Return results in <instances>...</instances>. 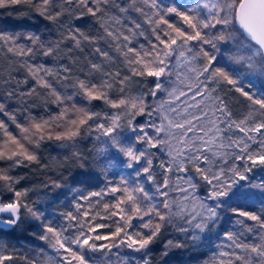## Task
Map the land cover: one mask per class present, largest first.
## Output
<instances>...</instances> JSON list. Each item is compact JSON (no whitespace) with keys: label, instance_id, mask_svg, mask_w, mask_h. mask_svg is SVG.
I'll use <instances>...</instances> for the list:
<instances>
[{"label":"snow or ice","instance_id":"6c2138e0","mask_svg":"<svg viewBox=\"0 0 264 264\" xmlns=\"http://www.w3.org/2000/svg\"><path fill=\"white\" fill-rule=\"evenodd\" d=\"M16 5L28 10L21 15L34 10L54 25L57 38L0 30V52L10 54L6 75H0V114L21 133L14 134L0 119V214H6L0 216V229L23 232L36 222L35 227L41 229L37 238L63 253L61 264H98L89 253L101 254L99 264H117L112 258L120 254L112 248L121 247L141 253L136 264H151V246L170 230L174 235L164 240L161 258L172 249L196 251L212 244L223 213L231 212L237 217V229L224 232L230 243L217 245L230 250L214 252L211 264H264V217L230 204L240 181L248 180L254 169L264 170V90H245L255 85L251 80L245 84L244 75L229 68V64H242L264 76V0H197L184 10L159 0H0V8ZM133 12L142 22L132 17ZM171 16L186 27L177 26ZM122 17L127 21L123 25ZM137 37H144L147 46L137 47ZM221 46L229 52L226 60ZM40 58L66 63L48 66L37 62ZM55 84L74 91H61ZM134 91L138 94L132 95ZM233 92L249 102L248 114L239 119L231 107ZM158 93H167L168 99L149 103L147 98L156 99ZM76 96L89 104L100 101L115 112L69 105ZM181 97L185 108L178 111L176 101ZM38 99L45 109L54 104L61 111L37 119L30 108ZM189 99L193 103L188 104ZM13 102L27 113L26 123L17 119L19 109L11 107ZM189 108L195 111L188 112ZM70 110L77 118L65 120ZM138 116L147 119L135 122ZM125 129L134 138L122 137ZM93 135L104 145L97 152L116 149L126 158L125 167L133 170L128 176L135 179L130 182L121 176L118 183L109 180L104 188L81 193L74 198L75 211L61 213L66 223L53 226L36 207L37 201L28 198L30 189L21 186L26 176L13 173L33 165L47 167L37 152L45 141L75 147L80 139ZM136 144L144 145L143 149ZM151 149L166 151L169 157L167 162L160 161L159 177L154 164L157 153ZM90 154L73 151L71 163L83 168ZM175 173L182 174L176 178L180 183H172ZM49 185L62 187L52 178L43 187ZM251 187L264 189V184ZM200 189L205 190L203 198L197 195ZM171 192L182 195L177 199ZM7 193L12 195L4 202ZM105 196L114 202H103L106 215L101 219L119 216V220L114 221L115 231L100 234L99 229L111 225L92 223L99 212L86 219L85 204L90 209L92 198L99 205ZM134 220L140 223L134 225ZM0 264L37 262L14 246L9 249L0 243Z\"/></svg>","mask_w":264,"mask_h":264},{"label":"trees","instance_id":"16d2710c","mask_svg":"<svg viewBox=\"0 0 264 264\" xmlns=\"http://www.w3.org/2000/svg\"><path fill=\"white\" fill-rule=\"evenodd\" d=\"M121 3H126V0H120ZM164 5H176L181 8V10H184L185 7L193 6L192 0H159ZM191 3V4H190ZM190 4V5H189ZM28 11L24 6L16 5V6H7L0 8V30L6 31L9 34L13 32H37L41 34L43 37L48 39L55 40L57 38V32L55 29V26L50 24L48 21L44 20L42 17L39 16L38 13H36L34 10L30 11L28 15H21L22 12ZM133 18H136L138 20H141L139 14L133 12L131 13ZM169 19L176 23L177 26H184L183 22L179 20V18L175 16L169 17ZM89 23H92L91 18H88ZM127 23L126 20L121 18V24ZM144 28L147 30L148 26L144 25ZM149 35L150 39H154L150 36V32L146 33ZM136 46L138 47L139 44L143 43L147 46V40H145L144 37H137L135 38ZM102 47L105 45L102 43ZM207 48L208 46L205 45ZM221 55L225 57V60L227 59V56L229 55V52L224 51V46H221ZM37 62H46L48 66H58L59 64L66 63L65 60H58L57 62H53L51 59L45 61L43 58H40ZM5 59L2 58V55L0 53V69H5L4 72H0V75H6V68H5ZM230 70H235L236 68L233 67L232 64H229ZM22 78V75L21 77ZM83 75H81V79H83ZM55 83V82H54ZM258 87L245 90L258 92V90H264L263 83L258 82ZM55 86L60 89L61 91H66L67 93H72L74 90L71 88L68 89H62L60 88L59 84H55ZM230 87V86H229ZM233 103H232V111L233 115L236 118H242L244 115L248 114L249 110V102L245 100L244 97L240 96L239 93L233 92ZM69 105L72 103H76L77 107H85L90 111L94 112H108L110 114L111 109L103 105L100 101H93L91 104H89L86 100H84L80 96L74 97L73 101L68 102ZM12 108H17L19 111L17 112V119L21 123H26L24 117L27 115V113L23 112L22 106L18 103L13 102L11 104ZM61 111L60 108H58L54 104H49L47 109L43 106L42 100H36V103L34 106L30 108V112L33 116H35L37 119L44 118L48 119L50 116H54L58 114ZM75 119L77 118V114L69 111L68 117L65 118L67 120L68 118ZM0 119L4 120L8 126L9 130L12 131L14 134L20 136L21 133L19 129L15 127L14 124L11 123V121L8 119V117L3 116L0 114ZM135 122L144 123L142 117H137ZM151 132V130H149ZM62 142L57 141H45L41 148L37 150L38 156L40 158V162L42 165H47L45 168H41L39 165H33L31 169H16L13 175H24L26 176V179L21 181V186L29 188L30 186L43 185L48 183V178L52 179H58L59 182L62 183V187L64 188L66 186H77L81 187L85 190L86 194L94 191L98 186L100 187H106L107 181H113L114 183H118L121 176H124L119 170H113V169H106L102 163V160L99 156H97L95 151V145H94V138L89 137L86 139H80L79 142L75 145V147H64L61 146ZM80 150L84 152L85 154L91 153L88 155V162L87 164L81 168L77 164L71 163V153L73 151ZM157 151V149H155ZM161 152V151H158ZM154 158V164L158 167L160 161L158 160L159 156L167 154L166 151H163V153H159ZM169 159H165L164 161H168ZM0 166H3V162H0ZM178 176V175H176ZM126 177V176H125ZM177 177H175L176 179ZM174 180V176L171 175V181ZM131 182V181H130ZM261 185L264 184V177L256 179L254 175L251 173H248V180L246 181H240V184L233 190V194H231L232 198L230 201V204L232 207H239L245 211L254 212L262 217H264V209L260 208V206L251 204L248 202L247 197L251 194H259L264 195V189L260 187H251V185ZM41 187V188H42ZM52 186L49 185L44 190H52ZM59 189V188H57ZM61 190V189H60ZM202 189L198 190L197 195H201ZM60 196H64V194L59 193ZM11 193H7L3 199L4 202L8 201V198L11 196ZM56 196V194H54ZM103 202H114L113 198L111 196L105 197ZM36 207L40 208L36 204ZM41 209V208H40ZM46 217L49 219V217L46 215ZM237 217L233 215L231 212H225L223 213V218L220 222V224L217 226L216 232L213 233V243L208 246H201L198 250L193 251L191 249H172L169 251L168 256L161 258V254L163 252V243L165 239L171 238L172 235H174L171 230L169 231V234L165 236L161 241L157 242L152 247V257H151V264H211V261L213 260V253H219L221 250L229 251L230 249L226 247H217V245H226L230 243L229 241H226L224 239V232L232 230L235 231L237 229V226L235 225V220ZM244 219V218H240ZM119 220V216L113 217L111 219L104 220L103 223L111 225L109 228L101 229L103 234H109L112 231H115V224L114 221ZM247 224L252 225L254 224L253 221L246 220ZM35 223L33 222L32 225L26 226L25 230L21 232L19 229L17 230H8V229H0V241L4 242L9 246V249H11L13 246L23 252L22 249L28 248L26 243H29V247L31 250L33 248V260H35L34 254L40 249L41 247H46V242L39 240L37 237L41 232V229L35 227ZM140 221L134 220L133 224H139ZM29 232L28 230H31ZM144 231L143 229H141ZM36 233V235H33V233ZM216 233H219V236L216 235ZM103 243H108V241H104ZM21 248V249H20ZM141 256V253L133 252L131 249L124 247V250L122 253H120L119 258L117 257L116 261L117 264H136V260L139 259ZM102 257H100L101 261ZM113 259V258H112Z\"/></svg>","mask_w":264,"mask_h":264},{"label":"rangeland","instance_id":"374dc122","mask_svg":"<svg viewBox=\"0 0 264 264\" xmlns=\"http://www.w3.org/2000/svg\"><path fill=\"white\" fill-rule=\"evenodd\" d=\"M192 5L194 6L197 3V0H192ZM191 4V3H190ZM189 4V5H190ZM141 18V17H140ZM2 55V58L5 59V63L7 64V60H6V56L10 55L7 54L6 51L0 52ZM112 54L115 56L116 53L112 52ZM233 67L236 68V71H238L239 73H242L244 75V83L246 84L248 80H251L252 83L255 85V87L257 88L258 85L257 83H263L264 85V76H262L259 71H254L252 69H248L246 65H242V64H232ZM6 66V65H5ZM98 78V77H97ZM151 79V78H149ZM173 81L176 80V77L173 76L171 78ZM151 85L149 84V87ZM167 87H169V90H171V86L167 85ZM186 90V89H185ZM138 92L134 91L132 92V95H137ZM191 95V94H189ZM148 102L155 105L157 103H159V101L161 99H168L167 93H158L157 98L153 99L152 97H148ZM197 99L199 100L200 97H197ZM185 98L181 97L180 101H176V104L179 106L178 107V111H181L185 108ZM188 104L193 103L190 99L187 100ZM206 104H208V101H205ZM188 112H193L195 111V109H191L189 108L187 110ZM115 112L114 109H111L110 114ZM185 115L187 113H184ZM172 115H175L174 113ZM143 118V122L147 119V117H142ZM158 122V121H157ZM127 136V137H133L134 138V134L131 133L130 131H128L127 129H125V131L122 133V137ZM94 138V145H95V151L97 156H99L102 160V163L104 165V167L108 170L113 169V170H119L124 176L128 177V179L131 181L133 179H135L134 176L129 177L128 174L131 173L133 170L132 169H128L125 167L124 165V161H125V157L119 153L116 149L114 148H109L106 152H97V149L103 148L104 145L101 144L98 141H95V135H93ZM102 139H106V138H102ZM134 142V139L131 141H125V143H132ZM136 147L138 149H143L144 145L142 144H136ZM151 151L153 152H158L155 151V149H151ZM163 153V151H161ZM161 152H158L161 153ZM167 154V152H165ZM159 161L160 160H165V159H169L168 156H165L162 154V156L158 157ZM162 170L157 168V176L159 177L160 172ZM252 175L255 176L256 179L264 177V170H260V169H254L251 172ZM176 175H182L180 173H175L172 174V176H174V180L172 181L173 184H177L180 183L177 181V179H175V177H177ZM42 185H38L35 186L33 188V186H30L28 189H30V191L28 192V198L31 201H37V205L40 206L41 210L45 212V215H47L49 217L50 220H52L53 222V226H59L61 224H65L66 222L63 220V217L61 216V213H66L68 211H75L74 209V198L78 197L81 193L86 194L85 190L81 187H77V186H66L64 188H52V190H44L46 189L45 187H42ZM101 188L104 187H100L98 186V188H96L94 191H97ZM61 189V190H60ZM64 194V196H60L59 193ZM56 194V196L54 195ZM170 195L172 197H175L177 199H179V197L182 195L179 192H171ZM205 195V190L202 189L201 195L200 197L203 198ZM108 197V196H105ZM104 197V198H105ZM93 199V203H94V207L92 208H87V204H85L84 201H78L82 204H85V208L89 211V216L86 217V219H91V217L93 215H95L97 212L100 213L99 216L96 217V220L92 221L93 224L95 223H103L104 220L106 219H101V217H104L106 215L105 211L103 210V204H99V205H95V200L97 198H92ZM247 200L249 203L260 206V208L264 209V195H259V194H251L247 197ZM8 202V201H6ZM0 216H6V214H0ZM33 227V225L31 226V228ZM29 232L32 231L28 230ZM75 230H70V233L74 232ZM100 234H103V232L101 231V229L98 230ZM70 233H65V235H68ZM104 241H97L98 244H103ZM0 243L5 244L4 242L0 241ZM26 245L28 248H24L23 253L27 256H29L31 259H33V248L31 250L30 249V245L29 243L24 244ZM32 246V245H31ZM21 249V248H20ZM42 250V251H41ZM124 250V247H121L119 249L117 248H112V252H119L122 253V251ZM63 255V253H57L47 242H46V247H41L40 249H38V251L34 254L35 256V261L37 262V264H61L60 261V256ZM89 256H91L94 260H96L99 264L100 262V257L101 254L100 253H89ZM117 257H113V260H116Z\"/></svg>","mask_w":264,"mask_h":264}]
</instances>
